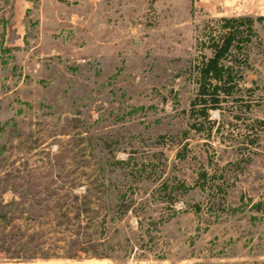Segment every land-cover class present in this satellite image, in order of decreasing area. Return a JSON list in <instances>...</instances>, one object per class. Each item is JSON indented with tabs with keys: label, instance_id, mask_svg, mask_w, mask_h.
Here are the masks:
<instances>
[{
	"label": "rangeland",
	"instance_id": "rangeland-1",
	"mask_svg": "<svg viewBox=\"0 0 264 264\" xmlns=\"http://www.w3.org/2000/svg\"><path fill=\"white\" fill-rule=\"evenodd\" d=\"M238 15L263 17L248 66L204 117L195 65ZM24 235L62 263L264 264V0H0V264Z\"/></svg>",
	"mask_w": 264,
	"mask_h": 264
},
{
	"label": "trees",
	"instance_id": "trees-1",
	"mask_svg": "<svg viewBox=\"0 0 264 264\" xmlns=\"http://www.w3.org/2000/svg\"><path fill=\"white\" fill-rule=\"evenodd\" d=\"M262 16L238 15V16H219L213 19L212 30L208 34L206 46L210 49L208 55L202 54L201 58L195 65V82H196V98L199 103L200 113L205 117L209 109L220 107L221 101L240 90V83L243 79V68L248 66L246 58H238L239 54H247L248 46L253 39L257 38L258 31L256 23L261 20ZM127 160H117L116 163L125 164ZM115 204H113L114 206ZM55 211L60 217H71L74 225L79 223L78 212L71 204L65 206L57 203ZM129 209V205L125 204L121 208V212L125 213ZM63 211V212H62ZM74 215V216H72ZM79 225V224H78ZM22 240V250L18 252L17 258H24L14 264H80L78 261L80 256L77 253L67 256L71 263H62L58 260L60 256H39L37 252L28 250V245L33 240L24 235ZM87 258H96L103 260L111 259V254L96 253L87 254ZM40 261V262H39ZM95 264V263H93ZM101 264V263H97ZM108 264H117L111 262Z\"/></svg>",
	"mask_w": 264,
	"mask_h": 264
}]
</instances>
